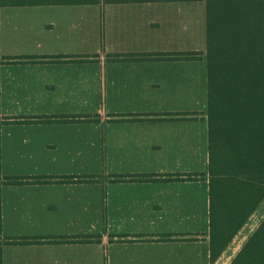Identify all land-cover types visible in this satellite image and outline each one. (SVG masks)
Segmentation results:
<instances>
[{
  "label": "crops",
  "instance_id": "1",
  "mask_svg": "<svg viewBox=\"0 0 264 264\" xmlns=\"http://www.w3.org/2000/svg\"><path fill=\"white\" fill-rule=\"evenodd\" d=\"M207 22L208 0L0 7V264H264L263 201L212 234Z\"/></svg>",
  "mask_w": 264,
  "mask_h": 264
},
{
  "label": "trees",
  "instance_id": "2",
  "mask_svg": "<svg viewBox=\"0 0 264 264\" xmlns=\"http://www.w3.org/2000/svg\"><path fill=\"white\" fill-rule=\"evenodd\" d=\"M49 1L69 0H0V7ZM216 10L217 18L208 5L209 183L212 234L223 248L264 199V35L250 24L225 26ZM1 223L0 203V230ZM263 230L264 220L258 235Z\"/></svg>",
  "mask_w": 264,
  "mask_h": 264
},
{
  "label": "rangeland",
  "instance_id": "3",
  "mask_svg": "<svg viewBox=\"0 0 264 264\" xmlns=\"http://www.w3.org/2000/svg\"><path fill=\"white\" fill-rule=\"evenodd\" d=\"M208 5L212 7L216 18L219 16L216 9L221 7L225 26L228 21H233L235 25L250 24L255 28L256 34L264 35V0H208ZM263 211L264 200L259 208L260 213ZM257 263L262 264L260 261Z\"/></svg>",
  "mask_w": 264,
  "mask_h": 264
}]
</instances>
